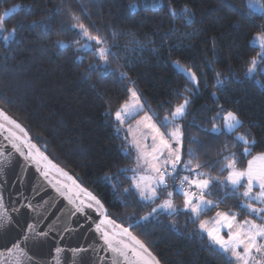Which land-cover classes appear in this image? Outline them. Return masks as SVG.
I'll use <instances>...</instances> for the list:
<instances>
[{
  "label": "trees",
  "instance_id": "16d2710c",
  "mask_svg": "<svg viewBox=\"0 0 264 264\" xmlns=\"http://www.w3.org/2000/svg\"><path fill=\"white\" fill-rule=\"evenodd\" d=\"M247 1L0 0V13L21 6L5 26L23 24L16 42L5 48L0 41V108L28 131L53 162L98 197L110 218L131 225L133 234L161 264H228V258L219 250L216 255L208 251L209 242L199 232L198 222L193 224L183 212L140 220L154 205L124 192L131 188L130 175L129 171L120 174V169H129L134 159L124 154L126 145L116 131L114 112L128 98L127 89L135 87L144 112L160 124L171 110L169 105L187 95L191 102L182 122L185 160L188 147L209 165L227 155L223 145L231 146L232 136L210 131V121L221 106L237 113L243 122L239 131L255 139L252 155L264 152V63L252 77L246 74L248 61L259 51L252 39L264 29V15L250 11ZM130 3L138 5L137 10H130ZM154 3L159 5L155 9ZM185 5L192 10L190 16L181 12ZM169 6L176 9L175 18ZM72 14L80 16L93 34L99 29L109 45H116L108 70H90V64L102 62L90 52L76 51L78 46L71 42L78 38V29L72 27ZM57 40L69 46L57 47ZM132 40L137 43L125 48ZM177 59L196 73L198 87L174 67ZM120 71L130 79L122 80ZM217 73L223 84L217 83ZM192 137L197 142L189 144ZM231 150L239 154L242 148ZM250 158L240 157L239 166L246 167ZM217 171L214 168L212 175ZM106 175L118 179L105 180ZM213 192L211 198L225 200L219 210L249 217L238 208L242 203L238 197L225 198L219 188ZM173 196L181 208L183 197L175 192ZM216 210L201 219L213 217Z\"/></svg>",
  "mask_w": 264,
  "mask_h": 264
},
{
  "label": "snow or ice",
  "instance_id": "6c2138e0",
  "mask_svg": "<svg viewBox=\"0 0 264 264\" xmlns=\"http://www.w3.org/2000/svg\"><path fill=\"white\" fill-rule=\"evenodd\" d=\"M158 6L153 4L154 9ZM247 6L250 11L264 15V3H260V0H249ZM20 7L18 4L13 5L10 9L0 13V41L3 42L5 48L16 42L18 29L23 28L22 23L13 26L10 30L5 27L6 19ZM129 7L130 10L135 11L138 5L130 3ZM169 11L174 18L177 16L174 7L169 6ZM181 12L184 16L192 14V10L187 5ZM71 18L74 21L72 27L78 29V38L71 42L78 46L76 51L78 53L90 52L97 61L102 62V65L90 64V70H108L109 57L116 55L113 52L116 45H109L107 37L101 35L99 29H96L93 34L90 26L86 25L80 16L72 14ZM35 23L34 21L33 24ZM113 39H115V33H113ZM136 43L135 40H132L125 45V48ZM252 45L257 46L259 51L248 61L246 74L249 77L254 75L260 63H264V29L254 35ZM56 46L64 48L69 45L62 40H57ZM77 59L82 61L83 57L78 56ZM173 65L178 72L198 87V77L191 67L183 65L178 59L173 61ZM219 77L220 74L217 73V83L223 84ZM120 78L122 80L130 79L123 71H120ZM127 91L129 96L115 110L114 119L117 123L118 134L126 126L123 136L126 145L123 149L124 154L126 157H132L135 153L134 167L120 169V174H126L129 170L132 172V175L128 177L131 188H125L124 192H132L139 201L154 205L150 212L140 217V220L148 221L154 215L161 213L176 217L183 212L189 216L193 224L198 222L199 232L206 234L209 241L208 251L211 254L216 255L219 250V253L225 254L228 258V264H264V152L252 155L256 141L250 134L239 131L243 127V122L237 113L224 110L221 106V110L212 117L210 121L211 133L217 136L230 135L233 138V143L231 146L225 143L222 152H227V155H223L222 159L215 162V165H209L201 163L195 150L191 147L187 148L188 158L184 159L185 132L182 122L188 114L187 110L191 102L189 96L183 95L182 102L169 105L170 112L163 117L160 124H157L153 120V116L147 114L141 119H136L139 113L144 110V103L135 87H130ZM185 91L189 90L185 89ZM133 120H135V126L131 123ZM161 128L166 131H161ZM204 131H209V129H204ZM4 132H7L4 138L8 140L11 147L26 160L35 163L37 170L52 184L56 192L72 205L70 215L84 213L85 208H94L102 217L96 224L95 231L103 241L104 251L111 253V264H159L147 244L130 230L131 225L125 227L111 219L101 201L92 192L81 187L68 172L53 163L37 144L32 142L28 131L17 120L8 116L3 108H0V134ZM149 139L152 141L151 144L148 143ZM196 142V138L192 137L188 143ZM237 145L242 148L239 154L231 150ZM25 148L27 153L24 152ZM240 157H251L247 159L246 167L239 166ZM7 160L8 156L0 151V166H3ZM217 167L216 175H212V171ZM201 169H208V171ZM181 172L189 174L181 175ZM51 173L56 174L55 182L49 179ZM112 179H118V176H105V180ZM214 188L223 189L225 198L238 197L242 201L238 208L247 213L249 217L254 218L240 220L238 214L231 209L219 210L225 200L211 198L214 195ZM174 192L183 197L182 208H179L175 203ZM212 209H217L213 218L201 219ZM257 219H259V223ZM12 223V217L4 210V201L0 197V246L5 249L4 252H0V256L8 257L5 264H23L21 259L23 257L31 262L32 258L17 242L16 237L11 232L4 231ZM174 225L175 220H173ZM224 229H227L226 234L223 233ZM53 230L54 225H49L48 231H42L37 230L35 225L29 224L23 241L25 244L31 243L38 249L42 248ZM68 230L70 229L65 226V231ZM8 245L11 247L9 248ZM89 250L74 248L71 251L76 255ZM62 251V248H56L57 255ZM91 251L97 250L93 248ZM103 259V257L100 258L101 261ZM35 264H41V262L36 261ZM57 264H59V260H57Z\"/></svg>",
  "mask_w": 264,
  "mask_h": 264
},
{
  "label": "water",
  "instance_id": "95a60500",
  "mask_svg": "<svg viewBox=\"0 0 264 264\" xmlns=\"http://www.w3.org/2000/svg\"><path fill=\"white\" fill-rule=\"evenodd\" d=\"M6 135L7 132L0 134V151L8 156L7 162L0 166V197L3 198L4 210L11 215L13 223L4 231L11 232L32 258L31 262L26 257L21 258L23 264H35L36 261H40L41 264H57V260L59 264H111V253L104 251L103 241L95 231V226L102 217L94 208H85L84 213L70 215L72 205L56 192L52 184L37 170L35 163L26 160L11 147L4 138ZM24 152L27 153L26 148ZM49 179L55 182L56 174L51 173ZM81 187L85 188L83 185ZM29 224L42 231H48L49 225H54V230L50 232L49 239L42 248L38 249L31 243H24L23 236ZM65 226L70 230L65 231ZM57 247L63 249L59 255L56 253ZM74 248L90 250L74 255L71 251ZM93 248L97 251H91ZM4 251V247L0 246V252ZM101 257L104 258L102 261ZM6 260L7 256H0V264H5Z\"/></svg>",
  "mask_w": 264,
  "mask_h": 264
},
{
  "label": "rangeland",
  "instance_id": "374dc122",
  "mask_svg": "<svg viewBox=\"0 0 264 264\" xmlns=\"http://www.w3.org/2000/svg\"><path fill=\"white\" fill-rule=\"evenodd\" d=\"M248 3H249V0L247 1V5H248ZM260 3H262V2H260ZM6 27V26H5ZM7 28V27H6ZM7 29H11V28H7ZM93 47H95V45L93 44ZM145 111V106H144V110L141 112V113H139V115L136 117V119H141L145 114H147V115H150V114H148L147 112H144ZM154 120V119H153ZM155 121V120H154ZM132 124H133V126H135V120H133L132 122H131ZM126 130V126H125V128L124 129H122L121 130V132H120V135L123 137L124 136V131ZM161 131H164V130H162L161 129ZM148 143L149 144H151L152 143V141H151V139H149L148 140ZM134 156H135V153H133V159H134ZM132 167H134V163H133V165L129 168V169H131ZM181 175H186V174H189V173H185V172H181L180 173ZM129 175L131 176L132 175V172L129 170ZM173 199H174V196H173ZM175 201V200H174ZM143 202V201H142ZM176 203V202H175ZM183 206V205H182ZM182 208V207H181ZM215 216V215H214ZM213 216V217H214ZM213 217H211V218H213ZM211 218H205V219H211ZM247 218H253V217H247ZM238 219H240V220H243V219H245V218H240L239 216H238ZM226 232H227V229H224L223 230V233L224 234H226ZM201 234H203L205 237H206V234H204V233H201ZM207 238V237H206ZM209 242V241H208Z\"/></svg>",
  "mask_w": 264,
  "mask_h": 264
},
{
  "label": "crops",
  "instance_id": "0c3cea01",
  "mask_svg": "<svg viewBox=\"0 0 264 264\" xmlns=\"http://www.w3.org/2000/svg\"><path fill=\"white\" fill-rule=\"evenodd\" d=\"M257 222H258V223L260 222L259 219H257Z\"/></svg>",
  "mask_w": 264,
  "mask_h": 264
}]
</instances>
